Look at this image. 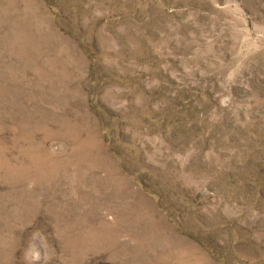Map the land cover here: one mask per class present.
<instances>
[{
  "label": "rangeland",
  "instance_id": "374dc122",
  "mask_svg": "<svg viewBox=\"0 0 264 264\" xmlns=\"http://www.w3.org/2000/svg\"><path fill=\"white\" fill-rule=\"evenodd\" d=\"M0 264H264V0H0Z\"/></svg>",
  "mask_w": 264,
  "mask_h": 264
}]
</instances>
